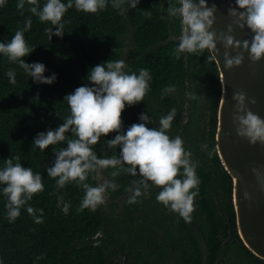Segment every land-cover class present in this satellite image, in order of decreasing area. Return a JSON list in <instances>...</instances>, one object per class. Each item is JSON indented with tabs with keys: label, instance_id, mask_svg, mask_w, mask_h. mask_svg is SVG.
Masks as SVG:
<instances>
[{
	"label": "trees",
	"instance_id": "16d2710c",
	"mask_svg": "<svg viewBox=\"0 0 264 264\" xmlns=\"http://www.w3.org/2000/svg\"><path fill=\"white\" fill-rule=\"evenodd\" d=\"M167 6L168 0H139L137 7L129 8L124 15L110 4L96 13L72 7L62 17L70 21L65 25L63 35L53 33L51 40L43 31L50 21H40L31 13L28 0L23 9L16 7V0H7L0 7V40L10 39L18 26L23 27L25 18L31 17V26L24 36L26 42L35 47L23 58L29 63H44V75L56 73V79L50 84L35 82L18 64L0 55V164L5 157L19 155L22 165L41 172L44 183V190L34 193L27 201L44 209L41 223L34 222L23 207L20 215L9 222L4 215L6 197L0 194V258L4 264H120L117 259L127 250L131 264H166L168 246L182 252L177 264H202L203 254L196 238L191 236L186 241L178 238L180 231L188 230L187 221L182 217L181 221L176 212L157 201L153 188L149 189L148 196L127 203L137 177L123 172L111 177L108 175L110 168L101 169L100 176L115 179L119 187L106 191L109 203H102L95 210L84 208L77 212L75 209L83 189L74 182L57 188L56 178L45 171L54 158L51 151L54 146L49 145L44 150L32 146L37 132L62 123L69 107L63 98L76 86L90 83L85 79L90 67L117 58L124 59L126 70L138 71L140 67H147L152 76L144 100L131 106L126 104L122 110L125 128L138 121L140 112L152 116L151 123L146 126H156L161 115L171 107L176 108L172 127L167 131L184 139V146L192 152L197 163L199 193L194 197L196 206L191 216L208 244L211 262L222 254V242L229 236L231 224L233 242L226 247L228 259L235 254L232 249H240L239 256L264 264V260L255 256L239 239L232 203L233 179L216 149L217 114L222 92L217 64L206 59L207 49L199 56L188 53L186 58L182 53L175 58L171 55L177 41L165 43L169 37V23L175 35H179L180 25L178 18L167 16ZM9 68L16 70L15 83H10L5 75ZM194 79L200 86L199 95L193 87ZM167 85H175V88L165 90ZM191 92L197 94L195 99L189 96ZM186 101L190 102L189 118H196L199 129L196 127L192 131L183 123ZM115 131L105 136L111 138ZM62 143L58 142L56 146ZM205 143L212 149L211 156L207 154L208 149L201 147ZM95 147L98 155L118 153V146L109 149L100 141ZM99 177H90L88 182L96 184ZM61 193L70 201L66 214L56 204V197ZM152 203L160 223L155 220L151 226H140L138 219L132 218L133 212H146L142 207L151 208ZM147 219L154 220L152 217ZM156 226H161L164 242L170 245L164 244L155 252L151 246L158 240ZM190 244L194 250L188 260ZM138 248L151 249V252L149 255L134 252ZM41 253L44 255L37 260Z\"/></svg>",
	"mask_w": 264,
	"mask_h": 264
},
{
	"label": "clouds",
	"instance_id": "9594fccd",
	"mask_svg": "<svg viewBox=\"0 0 264 264\" xmlns=\"http://www.w3.org/2000/svg\"><path fill=\"white\" fill-rule=\"evenodd\" d=\"M7 0H0L3 7ZM139 0H28V10L35 14L40 21H50L43 31L51 36L55 33L62 36L65 25L70 21L62 19L64 13L74 7L76 10L96 13L102 11L109 4L121 15L129 8L137 7ZM227 14L231 22L226 30L217 32L213 27L216 4H208V0H168L167 16L178 18L180 31L177 43L171 55L179 58L182 53L201 55L207 49L206 59L217 63L219 42L223 48V66L225 69L238 66L244 59V51L252 61L264 56V0H234ZM25 0H16V7L23 9ZM31 17H26L23 27H17L8 40H0V55L18 64L35 82L52 83L56 73L44 75L45 65L42 62H26L23 58L30 53L35 45L26 42L24 32L31 26ZM233 25L243 29L247 27L251 32V39L237 40L233 36ZM229 49L235 54L230 55ZM16 70L9 68L5 75L10 83H15ZM86 81L65 94L68 114L55 128L39 131L33 137L32 146L44 150L53 145L51 151L54 158L45 168L48 176L55 177L57 188H63L66 183L74 182L83 189V195L77 212L84 208L95 210L105 200L107 190L119 187L115 179H104L100 183L92 184L88 178L100 176V170L110 168L108 175L117 177L126 173L137 177L127 197V203L136 202L138 197L148 196L153 186H162L155 194V199L170 211H174L185 220L191 219L195 208L194 197L198 196L200 177L196 172L197 163L192 158V152L184 146V139L180 135H170L167 131L172 127L176 115V108L171 107L161 115L156 126L148 127L152 116L147 112H140L137 122L126 128L122 124L121 112L128 106L144 100L145 93L150 90L151 73L147 67H140L138 71L125 69L122 58L106 59L96 63L88 70ZM175 85H167L165 90L174 89ZM196 93L189 96L196 98ZM235 111L232 113L236 133L246 137L249 143H264V118L251 111L243 90L233 92ZM255 103V98H247ZM116 130L114 136L107 138L105 134ZM71 133L72 135H69ZM103 137V139H102ZM112 149L118 146V153L98 155L97 142ZM58 142H63L56 146ZM208 149L205 143L201 146ZM103 149H101L102 153ZM207 154L212 155V149ZM256 171V169H253ZM44 190L42 174L21 163L19 155L5 157L0 164V194L5 199L4 215L9 222L19 215L21 207L32 216L36 223L43 221L44 209L34 207L27 201L32 195ZM247 195V193H245ZM57 207L65 214L69 211L70 201L65 200L63 194L56 197ZM44 254L37 255L40 259ZM0 264L4 260L0 258Z\"/></svg>",
	"mask_w": 264,
	"mask_h": 264
},
{
	"label": "water",
	"instance_id": "95a60500",
	"mask_svg": "<svg viewBox=\"0 0 264 264\" xmlns=\"http://www.w3.org/2000/svg\"><path fill=\"white\" fill-rule=\"evenodd\" d=\"M216 4L215 20L212 27L217 32L226 30V25L231 22L227 14L234 0H208V4ZM233 36L237 40L251 39L252 32L247 28L240 29L233 25ZM178 35L174 34L172 24L169 23V37L165 43L177 41ZM219 52L216 53V62L220 82L221 97L217 114L216 148L219 158L233 179V204L236 214L237 229L244 245L258 258L264 260V143H249L246 137L236 133L232 113L235 111L236 101L233 92L243 90L246 93L247 107L264 118V56L257 61H252L248 52L244 51V59L238 66L225 69L223 66V46L217 42ZM230 55L235 53L229 49ZM187 58V52H185ZM248 97L255 98V103H250ZM256 169V171H253ZM247 193V195H245ZM190 220V219H189ZM190 227L196 232L192 220ZM208 259L207 248L200 234L196 232ZM230 239V238H229ZM227 239L222 245L221 263L226 256ZM207 263V262H206Z\"/></svg>",
	"mask_w": 264,
	"mask_h": 264
},
{
	"label": "flooded vegetation",
	"instance_id": "af4514ba",
	"mask_svg": "<svg viewBox=\"0 0 264 264\" xmlns=\"http://www.w3.org/2000/svg\"><path fill=\"white\" fill-rule=\"evenodd\" d=\"M188 103H190L189 101H186L185 102V105H184V108H185V111H184V117H183V123L186 125L188 124L189 128H191V130L193 131L194 129V125H193V121L191 118H189V115H188V109H189V106L187 107ZM216 140V138H215ZM217 149V148H216ZM154 189L153 191L156 192L159 191V186H156V185H153L150 189ZM110 199V198H109ZM232 203H233V193H232ZM155 204L152 203V207L151 208H147V207H142L143 209L146 210V212H141L140 210L138 212L134 211L133 212V219L135 221V219H138L139 221V225L140 226H150L152 225L151 223H153V221H158L156 218H157V214L155 213ZM233 207H234V204H233ZM234 211H235V208H234ZM222 213V212H221ZM191 215V214H190ZM148 217H152L154 220H148L147 218ZM235 217H236V214H235ZM180 220L182 221L183 219H181L180 217ZM192 222L194 223V220L191 216V219ZM190 220H186L187 221V228L188 230L186 229L185 231H180L178 233V238H182V240L185 238V241L188 239V238H191V236L195 237L197 242H198V245L202 251V254H203V257H202V264H218L222 254L214 261V262H211L210 260V252H209V249H208V244L205 242L204 238H203V233H201L197 228H196V225L194 223V226L196 228V232L198 234H200V237L202 239V241L204 242L206 248H207V251H208V259L207 261L205 260V253H204V250L202 248V245L199 241V238L196 234V232L194 230L191 229L190 227ZM236 220V218H235ZM129 224H131V220L129 221ZM159 222V221H158ZM160 223V222H159ZM161 226H156L155 229L157 231V234L155 235V237H157V242L156 243H153V245L151 246V248H153V250L156 252L157 250H160L162 248V245H170L168 244L167 242H164V239H163V232H162V228H160ZM236 231H237V234L239 236V233H238V229H237V222H236ZM234 228V229H235ZM230 238V239H229ZM233 233H232V225L229 224V236L227 238H225L222 242V245L223 243L229 239V242L226 244V247L227 245H230L232 244L233 242ZM239 239L240 241L243 243V241L241 240L240 236H239ZM239 243V242H238ZM225 247V249H226ZM188 249V252H187V259L190 260V258L193 256V250H194V247H193V244H190V246L187 247ZM221 249H222V246H221ZM127 250V249H126ZM128 251V250H127ZM125 251V253H122V255H119L120 256V259H117V261L120 260V264H131V259L129 257V252ZM232 251L235 252V254H232L234 255L233 257H231V259H228L227 257V254L225 256V259L219 263V264H257V263H253L250 261V258H244V257H241L239 256L240 254V249H232ZM134 252H142V254H145V255H149L150 252H151V249H143V248H138L137 250H135ZM167 252H168V258L169 260L167 261L166 264H177V261L179 260V258H181V256L183 255L182 252L180 250H174L172 247L168 246L167 247ZM207 262V263H206ZM187 264H191V263H187Z\"/></svg>",
	"mask_w": 264,
	"mask_h": 264
},
{
	"label": "rangeland",
	"instance_id": "374dc122",
	"mask_svg": "<svg viewBox=\"0 0 264 264\" xmlns=\"http://www.w3.org/2000/svg\"><path fill=\"white\" fill-rule=\"evenodd\" d=\"M199 83H198V80L197 79H194V81H193V87L194 88H196V90L198 91L197 92V94L199 95V93L201 92L199 89H200V86L198 85ZM202 89V88H201ZM201 95V94H200ZM189 106V104L187 105V107ZM194 110V109H193ZM194 112V111H193ZM192 119V121H193V125H194V128H198V125L196 124L197 123V121H195L196 120V118H191ZM199 129V128H198ZM104 179H107V177H105L104 175H101L100 177H99V182L98 183H100V182H102ZM109 201H110V199H109V196H108V194L106 193L105 194V200H104V203H109Z\"/></svg>",
	"mask_w": 264,
	"mask_h": 264
}]
</instances>
